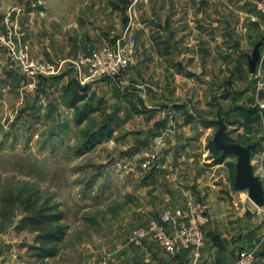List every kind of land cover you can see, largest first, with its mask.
<instances>
[{
  "label": "rangeland",
  "instance_id": "obj_1",
  "mask_svg": "<svg viewBox=\"0 0 264 264\" xmlns=\"http://www.w3.org/2000/svg\"><path fill=\"white\" fill-rule=\"evenodd\" d=\"M134 1L0 0V250L32 260L37 236L17 229L26 213L6 198L55 208L66 264L81 250L112 263L118 248L162 249L129 237L193 203L209 218L198 261L230 264L256 249L264 264V207L235 188L237 158L213 144L220 117L227 143L257 145L264 183V99L245 56L264 39L258 0ZM130 24L134 58L120 80L59 70ZM32 63L48 72L30 77Z\"/></svg>",
  "mask_w": 264,
  "mask_h": 264
},
{
  "label": "built area",
  "instance_id": "obj_2",
  "mask_svg": "<svg viewBox=\"0 0 264 264\" xmlns=\"http://www.w3.org/2000/svg\"><path fill=\"white\" fill-rule=\"evenodd\" d=\"M139 0H135L132 7ZM257 10L264 16V0H258ZM133 26L130 24L119 37L111 43L89 52L81 54L75 60H66L74 75L84 82H97L102 79L120 80L132 65L134 58L135 39L132 35ZM45 65L32 63L27 70L30 77L47 73ZM58 73V72H57ZM209 218L200 212L196 205L189 203L188 207L164 214L160 220H151L145 227L132 231L129 243L140 246L146 240L157 242L167 255H176L181 251H188L194 262H197L204 248L203 226ZM256 249L241 251L230 264H254L257 258ZM100 264H110L104 260Z\"/></svg>",
  "mask_w": 264,
  "mask_h": 264
},
{
  "label": "crops",
  "instance_id": "obj_3",
  "mask_svg": "<svg viewBox=\"0 0 264 264\" xmlns=\"http://www.w3.org/2000/svg\"><path fill=\"white\" fill-rule=\"evenodd\" d=\"M261 24H255L254 25V29L257 30L259 29L258 26H260ZM258 27V28H257ZM260 41H264L263 37L261 38ZM257 44V43H256ZM255 44V45H256ZM261 52H262V57L261 60L258 64V68H257V72L255 76L260 77V79L257 82V86L255 87L256 90L258 91V93L260 94V98L258 101H262L264 99V46L261 48ZM247 58V62H248V70H249V61H248V54L245 55ZM250 74V71H249ZM251 75V74H250ZM252 76V75H251ZM255 79H257L255 77ZM247 92H251V89L246 90ZM264 101V100H263ZM256 153H255V157H256ZM206 245L205 248L203 249V253L202 256H204L205 251H206ZM81 254H83L84 257L80 258L81 262L79 264H100V262L103 259H99V261L94 262L92 261L93 259L91 257L86 258L87 253H92L94 250H81ZM85 251V252H84ZM137 251V252H135ZM142 253H140V252ZM84 252V253H83ZM95 255H101L102 253L100 252V250H95L94 251ZM113 255L116 256H122L120 259L119 257H115L113 258V262L114 264H207L205 261V258H203L201 261H197L194 262L193 260H191V254L188 251H181L179 253H177L176 255H166V253L164 252L163 249H159V250H154L153 253H151V250H147V249H129V248H124V249H116L114 252H112ZM110 254V255H112ZM142 255V259L144 260L143 262H140L135 255ZM22 251L20 249L17 248H6L4 250H0V264H66L63 261V258L61 256V254L58 252L57 255L53 258H47V259H43V260H39L36 258H32L31 259H25L22 258ZM151 256H153L151 258ZM236 259V258H235ZM234 259V260H235ZM98 260V259H97ZM233 260V261H234ZM62 261V262H61ZM232 261V262H233ZM113 262L111 263L109 261L110 264H113Z\"/></svg>",
  "mask_w": 264,
  "mask_h": 264
},
{
  "label": "trees",
  "instance_id": "obj_4",
  "mask_svg": "<svg viewBox=\"0 0 264 264\" xmlns=\"http://www.w3.org/2000/svg\"><path fill=\"white\" fill-rule=\"evenodd\" d=\"M215 148L218 149L216 146ZM221 153L223 159L231 156L229 154H224L222 151ZM235 188L238 189L236 185ZM4 202H7L12 208L15 202L24 208L26 216L21 219L17 229L37 234L34 240L35 245L29 248L32 257L39 260L55 257L58 253V243L64 238L63 232L60 231L57 226L61 215H56L54 212L55 208L48 207L47 204L41 203L39 200L31 197L18 200L6 198ZM5 214V212L0 210V215H2V217L6 218Z\"/></svg>",
  "mask_w": 264,
  "mask_h": 264
},
{
  "label": "water",
  "instance_id": "obj_5",
  "mask_svg": "<svg viewBox=\"0 0 264 264\" xmlns=\"http://www.w3.org/2000/svg\"><path fill=\"white\" fill-rule=\"evenodd\" d=\"M264 46V41H259L252 52L248 56L249 71L251 75L257 72L258 64L262 57L261 48ZM85 88L82 89H86ZM219 129L213 137L214 145L224 154H229L237 158L235 185L238 189L248 190L250 200L258 207H264V183L263 180L255 174L254 166L252 164L256 144L243 146L240 144L227 143L224 140V134L227 130V124L223 118L215 122Z\"/></svg>",
  "mask_w": 264,
  "mask_h": 264
}]
</instances>
